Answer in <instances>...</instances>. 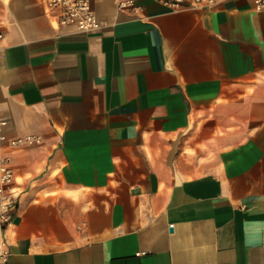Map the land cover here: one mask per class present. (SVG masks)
<instances>
[{
    "label": "crops",
    "instance_id": "obj_1",
    "mask_svg": "<svg viewBox=\"0 0 264 264\" xmlns=\"http://www.w3.org/2000/svg\"><path fill=\"white\" fill-rule=\"evenodd\" d=\"M121 1L0 0L7 264H264V11Z\"/></svg>",
    "mask_w": 264,
    "mask_h": 264
},
{
    "label": "built area",
    "instance_id": "obj_2",
    "mask_svg": "<svg viewBox=\"0 0 264 264\" xmlns=\"http://www.w3.org/2000/svg\"><path fill=\"white\" fill-rule=\"evenodd\" d=\"M171 12L186 10H209L224 0H157ZM46 9L55 16L60 26H72L80 33H93L101 24L91 0H43ZM254 9L264 11V0H253ZM122 9H140L135 0H124L119 3ZM2 33L0 32V38ZM0 120V130L5 124ZM1 138V137H0ZM38 137L26 135L11 138L8 146L16 149L23 145L39 143ZM14 168L10 151L0 148V264H7L10 256L6 239V230L12 224L19 206V198L13 190Z\"/></svg>",
    "mask_w": 264,
    "mask_h": 264
}]
</instances>
